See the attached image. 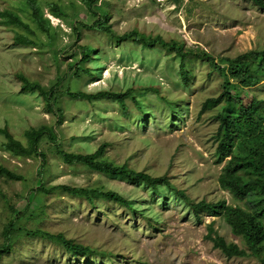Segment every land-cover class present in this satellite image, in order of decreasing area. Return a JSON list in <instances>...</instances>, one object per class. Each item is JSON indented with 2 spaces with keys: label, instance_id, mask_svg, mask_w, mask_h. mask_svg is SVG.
I'll use <instances>...</instances> for the list:
<instances>
[{
  "label": "rangeland",
  "instance_id": "obj_1",
  "mask_svg": "<svg viewBox=\"0 0 264 264\" xmlns=\"http://www.w3.org/2000/svg\"><path fill=\"white\" fill-rule=\"evenodd\" d=\"M37 1L52 26L50 38L37 29L23 0H0V12H12L24 23H7L0 15V128L26 145V129L53 126L57 144L40 141L38 150L46 156L42 163L40 157L15 156L3 149L0 133V164L22 176H0V244L3 230L13 224L11 248L0 255V264H260L249 256L228 258L213 247L205 237L211 221L227 241L244 247L221 217L204 213L198 221L166 186L153 189L67 164L56 146L87 154L105 144V159L152 176L166 175L193 201L237 204L218 183L223 164L214 153L218 108H201L205 98L220 91L217 71L205 60L188 56L186 86L173 51L158 44L149 48L131 37L118 41L83 26L105 10L118 36L132 30L160 35L218 61L250 49L264 50V8L252 0H97L90 9L84 0ZM51 2L67 15L50 14ZM16 35L31 42L16 43ZM81 46L91 47L81 63L89 72L77 67ZM18 73L53 89L52 105L62 112V123L56 122V113L47 112L37 91L20 90ZM128 89L131 95L123 98V106L117 100L66 93ZM240 95L244 104L256 99L264 108V79ZM241 148L237 145L235 153ZM60 184L112 190L130 199L135 209L95 195L87 200L50 189ZM36 228L61 233L95 251L73 255L53 240L26 233Z\"/></svg>",
  "mask_w": 264,
  "mask_h": 264
},
{
  "label": "trees",
  "instance_id": "obj_2",
  "mask_svg": "<svg viewBox=\"0 0 264 264\" xmlns=\"http://www.w3.org/2000/svg\"><path fill=\"white\" fill-rule=\"evenodd\" d=\"M90 9L97 0H84ZM255 4L264 8V0H252ZM30 10V15L38 30L44 32L47 37H51L52 26L37 0H23ZM49 13L55 17L66 16L63 7L54 2L48 4ZM6 16L7 23L23 25V21L9 11L0 12ZM109 15L102 10L100 16L90 25L84 24L86 29L103 31L116 39L122 40L131 37L134 41L146 47H153L158 44L169 51H173L179 57V71L183 83L189 85V71L186 68V58L188 56L205 60L209 66L216 70L221 76L220 91L216 96H210L202 102V110L217 107L216 119L219 121L215 132V157L218 162H222L221 172L218 176L219 186L230 193L237 204H228L225 200L208 202L206 200L193 201L183 190L178 189L170 182L166 175L152 176L151 174L138 171L127 164H115L103 157L105 144H101L91 153L68 152L56 146V152L67 164L78 163L91 170L121 178L129 183H142L153 189L159 186H166L178 197L183 199L190 207L196 220L200 221L202 214L214 217H221L230 227L231 232L241 238L244 247H240L233 241H227L213 228V221L207 224L205 237L209 239L214 248L219 249L226 257H253L264 264V108L258 105L256 99H251L248 104H244L240 92L244 88L257 85L264 79V50L250 49L234 57H221L218 61L209 56L201 49L188 47L182 41L175 39L165 40L160 35L150 36L140 33L137 30L116 35L108 23ZM78 35V34H77ZM15 42L27 44L31 41L23 35H16ZM82 58L77 64L78 70L89 72L87 68L81 66L82 61L89 58L91 47L81 46ZM21 91H37L44 99L47 112L56 113V122L62 123V112L54 111L52 99L53 89H45L38 82H30L23 74L18 73ZM131 89L124 92L112 90H100L95 93L83 91L66 93L73 98H83L87 100L105 98L117 100L123 106V98L131 95ZM138 103V102H137ZM5 141L2 148L15 156H36L40 157L42 163L46 161V156L38 150L40 141L46 138L50 142L57 144V134L53 126L41 125L29 127L24 131L27 144H22L15 139L6 127L0 128ZM241 148L239 153H235L236 146ZM39 166V169L42 168ZM0 176L10 180H20L22 176L4 165L0 164ZM50 189H60L69 194L84 197L92 200L98 196L106 200L114 201L120 205L134 210L130 199L121 194L104 190L101 187H81L65 184L52 186ZM12 223L3 230L4 241L0 244V255L6 253L11 248ZM26 233L48 238L60 244L66 251L73 255H88L94 253L95 249L88 245L74 242L61 233H52L43 229L26 230Z\"/></svg>",
  "mask_w": 264,
  "mask_h": 264
}]
</instances>
